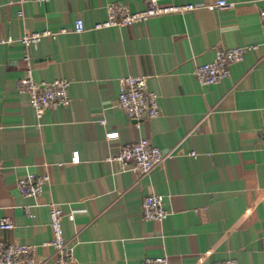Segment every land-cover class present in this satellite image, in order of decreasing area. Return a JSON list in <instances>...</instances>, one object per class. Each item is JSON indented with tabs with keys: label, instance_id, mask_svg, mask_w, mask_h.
<instances>
[{
	"label": "crops",
	"instance_id": "obj_1",
	"mask_svg": "<svg viewBox=\"0 0 264 264\" xmlns=\"http://www.w3.org/2000/svg\"><path fill=\"white\" fill-rule=\"evenodd\" d=\"M217 1L161 0L196 9L96 29L108 5L142 12L147 0H0V37L16 39L0 46V221L14 225L0 239L33 245L39 264H56L46 244L53 201L64 210L73 264L158 256L169 264H264V0H225L234 3L226 9ZM43 31L50 35L37 46L20 41ZM242 46L255 48L228 77L198 82L197 65ZM28 68L37 82L69 81L70 104L38 118L17 87ZM128 75L146 77L159 95L160 116L139 127L118 105L119 79ZM141 138L174 157L145 176L120 171L110 157ZM28 171L51 177L38 201L17 187ZM151 194L164 196L168 219L143 218Z\"/></svg>",
	"mask_w": 264,
	"mask_h": 264
},
{
	"label": "built area",
	"instance_id": "obj_2",
	"mask_svg": "<svg viewBox=\"0 0 264 264\" xmlns=\"http://www.w3.org/2000/svg\"><path fill=\"white\" fill-rule=\"evenodd\" d=\"M44 2L48 0H35ZM161 0H147L148 8L142 12H131L128 7L123 5L110 4L107 6V19L95 26L96 29L112 26H130L133 23L145 20L149 17L166 14L184 12L196 9L195 5L180 6L170 4L160 5ZM216 6L220 9L232 8L234 3H228L225 0H219ZM22 15V13H20ZM261 26L264 31V9L260 13ZM86 29L84 21L77 19L75 30L79 33ZM48 31L25 33L20 37L26 48L37 46L43 37L49 36ZM16 39L9 35L0 37V46L13 43ZM255 46L233 47L228 50H218L215 59L211 62L197 65L194 69V75L198 82L203 86H213L221 79L230 75V66L243 60L247 50L254 49ZM25 59L29 61L26 54ZM69 81L57 79L51 82H37L28 68L24 75L17 81V87L20 91L28 94V102L35 110L36 116L40 118L45 110L50 106L66 107L70 104L68 94ZM120 92L118 96V105L126 114L137 122V127L145 118H155L161 114V105L159 95L148 89L146 77L137 75H128L119 79ZM105 124V121H102ZM116 132H108L107 137H116ZM260 144L264 152V131L262 132ZM175 151L164 152L159 147L154 146L148 139L141 138L138 141L123 146L116 156L110 157L111 161L117 163L119 170L128 171L134 174L145 176L158 166L171 160ZM191 156H196L194 152ZM73 163L80 161L78 151L72 153ZM51 177L49 173L36 174L28 171L24 176L17 180V187L20 193L26 197H32L39 200L43 193V188L49 184ZM50 209V227L52 231L51 240L46 243L54 250L56 264H73L74 246L65 238L62 219L64 210L61 204L50 201L46 203ZM142 215L145 220H152L157 223L168 219L171 212L166 208V202L163 195L151 194L142 201ZM14 227L10 219L0 221V229L11 230ZM0 264H39L36 259V249L33 245L5 242L0 239ZM136 264H169L167 256L145 257ZM216 264H238L236 260L227 259L219 261Z\"/></svg>",
	"mask_w": 264,
	"mask_h": 264
}]
</instances>
